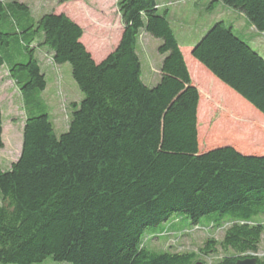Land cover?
Masks as SVG:
<instances>
[{"label":"trees","instance_id":"1","mask_svg":"<svg viewBox=\"0 0 264 264\" xmlns=\"http://www.w3.org/2000/svg\"><path fill=\"white\" fill-rule=\"evenodd\" d=\"M157 2L119 0L120 39L95 62L83 29L66 14L35 20L26 3L0 0V68L8 66L25 118L20 155L0 171V263L235 264L253 257L264 264V220L254 219L264 216V132L255 142L236 123L247 118L263 128L264 58L223 21L184 55ZM221 3L264 35V0H211L208 8ZM140 31L161 40L153 87L141 79ZM35 42L49 48L54 64L70 66L83 94L58 136L34 95L46 88ZM194 63L218 86L209 93L230 109L227 127L198 121ZM2 131L0 108V149ZM172 216L193 226L206 217L222 236L206 238L200 253L150 246L185 233L174 221L163 227ZM217 247L224 254L204 261Z\"/></svg>","mask_w":264,"mask_h":264},{"label":"rangeland","instance_id":"2","mask_svg":"<svg viewBox=\"0 0 264 264\" xmlns=\"http://www.w3.org/2000/svg\"><path fill=\"white\" fill-rule=\"evenodd\" d=\"M14 1H24L29 8L30 15L35 20L39 18L37 17L38 14L46 11V13H50L52 10L57 12L64 11L67 15L79 22L80 25H78L83 29L82 42L89 50L93 51L95 55L101 57L106 56V54L114 49L118 36H121L123 30L121 16L118 11L119 0H108L106 2H104V0H3L4 3H11ZM183 1L185 2L183 3ZM210 1L211 0H170L165 3V5H159L160 7H167L168 11L171 12L169 14V22L184 55H188L187 51L192 45H195L199 41L215 22L223 21L229 26L234 23V34L246 43L250 44L249 38L256 36L254 40H259L260 42L254 44L259 47L254 45L251 47L264 58V35L252 30V27H250L244 16L239 15L237 11L222 3L218 6L215 5L212 9L208 8ZM159 13H163V11L160 10ZM103 24L107 26V30L106 27L103 28ZM160 44L161 40L152 37L145 31L139 32L136 52L140 58L142 67L141 76L143 80L148 70L156 74L161 58L157 52V47ZM34 46L37 48L36 50L38 52L36 58H38L37 60L40 64L41 72L44 73L46 80L45 90L34 95L37 100H41L44 103L53 124L54 132L58 136L67 130L73 110L71 103H79L83 99V94L79 91L72 79L71 69L68 64H54L48 52V47H42V45L38 46L36 42ZM21 61H24V58L18 60V62ZM188 67L192 75L195 76V70L190 61ZM199 76L202 79H200ZM199 76L197 78V83H199L201 91L203 93L205 92L204 94L206 95L204 96L203 93L201 95L198 109V121L200 123L208 122L214 126L222 125L227 127L229 123L234 122L232 121L234 118L229 117L231 115L230 109L224 107L219 100L221 99L219 95L218 99L215 95L209 94L207 90V87L211 90L217 89V92H215L218 94V88H216L218 86L214 87L210 81L207 79L205 80L201 75ZM214 80L216 84L222 85L216 79ZM147 85L153 87L155 84L149 82ZM28 104L29 103H26V108L29 109ZM0 105L4 111L2 137L5 143L4 148L0 150V171H6L10 168L14 159L18 157L22 141L21 125L22 122H24L23 102L17 87L10 79L7 65L0 68ZM237 112L238 111H236V113ZM12 117L16 118L15 120L17 123L10 121ZM236 123L246 128L245 131L248 134L251 133L255 142L261 138V134L264 132V125L262 129H259L258 127H260V124L258 122L255 123V121L247 118L240 119ZM237 124L236 126H238ZM234 136L236 138L235 134ZM254 219L264 220V216L260 214ZM174 220L175 217L172 216L164 222L163 227H166V225H169ZM160 226H162V224ZM184 227L186 228V231L183 230L185 233L169 236L165 241H161L157 238L151 239L150 246L170 252L200 253V249L203 247L206 238H213L218 241L222 236L223 230L219 229L214 231V228L208 223L206 217H201L194 226L185 223L183 220L174 221L173 228L182 229ZM223 254L224 252L217 247L215 252L208 254L209 256L206 255V258L205 255H203L204 257L202 258L204 261L209 262L211 259L214 260ZM259 254H263V250H261ZM34 264L68 263L56 262L51 257H47L43 261Z\"/></svg>","mask_w":264,"mask_h":264},{"label":"crops","instance_id":"3","mask_svg":"<svg viewBox=\"0 0 264 264\" xmlns=\"http://www.w3.org/2000/svg\"><path fill=\"white\" fill-rule=\"evenodd\" d=\"M106 1H108V0H104V2H106ZM168 1H170V0H158V4L159 5H165V3H167ZM178 1H181V0H178ZM22 3H25L24 1H21ZM185 1H183V3H184ZM27 5V4H26ZM164 8H166L167 10H168V8L167 7H165V6H163V7H160V9H164ZM52 10V9H51ZM31 11V10H30ZM52 11H54V10H52ZM47 12V11H46ZM46 12H43V13H41V14H38V16L37 17H41L43 14H45ZM55 13H64V14H66L64 11H54ZM171 12H169L168 11V15H167V17H168V19H169V14H170ZM67 15V14H66ZM70 19H72L75 23H77V24H79V22L76 20V19H74L73 17H70L69 15H67ZM80 25V24H79ZM104 25V24H103ZM102 25V26H103ZM104 27H106V30L108 29L107 28V26H103V28ZM238 29H240V28H238ZM252 30H253V28H252ZM261 35H263V34H261ZM119 39H120V37L118 36V40H117V42H116V46H117V44H118V41H119ZM251 39V38H250ZM249 39V40H250ZM260 41L258 40V41H255L254 39H251V44L252 45H254V46H257V45H255L254 43H259ZM84 44V43H83ZM85 45V44H84ZM115 46V47H116ZM43 47V46H42ZM85 47H86V49L90 52V54H91V56H92V58L94 59V61L95 62H99V61H101L102 59H104L106 56H104V57H101V56H98V55H95L94 53H93V51H91V50H89V48H87V46L85 45ZM114 47V48H115ZM192 47H193V45H192ZM257 47H259V46H257ZM42 49H44V48H42ZM37 50H36V52H35V57H36V54H37ZM48 52H49V54H50V56L52 57V52H50L49 50H48ZM110 53V52H109ZM138 54V53H137ZM107 55V54H106ZM138 57H139V55H138ZM38 59V58H37ZM140 59V58H139ZM161 61H162V57L160 58V63H159V65H158V67H157V70H156V74H154V72H152L151 73V71L150 70H148L147 72H146V74H145V76H144V80H143V78H142V76H141V79H142V81H143V83H145L146 85H147V83H151V84H156L158 81H159V77H160V71H159V69H160V65H161ZM141 63V62H140ZM194 65H195V69H196V73L198 74V76L199 75H201L203 78H205V80L207 79L208 81H210V79H209V76H208V74H207V72L201 67V66H199L198 64H196V63H194ZM41 68V67H40ZM141 70H142V67H141ZM199 78L200 79H202L200 76H199ZM148 86V85H147ZM197 86H198V88H199V92H200V95H202V91H201V86L197 83ZM205 93V92H204ZM203 93V94H204ZM210 94V93H209ZM206 94H204V96H205ZM21 97V96H20ZM209 97H210V95H209ZM0 108H1V113H2V121H3V118H4V111H3V109H2V106L0 105ZM16 118H14V117H12V118H10V121H12V122H15V123H17V121L15 120ZM24 120H25V118H24ZM23 124H24V122H22V125H21V138H22V128H23ZM11 130L13 131V129L11 128ZM2 134H3V131H2ZM2 140H3V137H2ZM21 143H22V141H21ZM4 146H5V143H4V141H3V148H4ZM2 148V149H3ZM2 149H0V150H2ZM20 151H21V147H20ZM20 151H19V154H18V157H19V155H20ZM18 157H16V159L18 158ZM16 159H14V161H16ZM13 161V162H14Z\"/></svg>","mask_w":264,"mask_h":264},{"label":"water","instance_id":"4","mask_svg":"<svg viewBox=\"0 0 264 264\" xmlns=\"http://www.w3.org/2000/svg\"><path fill=\"white\" fill-rule=\"evenodd\" d=\"M256 259L251 257V258H244V259H238L235 264H255Z\"/></svg>","mask_w":264,"mask_h":264}]
</instances>
